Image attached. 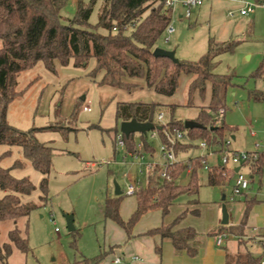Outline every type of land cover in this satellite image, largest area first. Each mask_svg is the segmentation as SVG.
I'll list each match as a JSON object with an SVG mask.
<instances>
[{
  "label": "rangeland",
  "instance_id": "374dc122",
  "mask_svg": "<svg viewBox=\"0 0 264 264\" xmlns=\"http://www.w3.org/2000/svg\"><path fill=\"white\" fill-rule=\"evenodd\" d=\"M77 1H68L62 11L64 18L72 19L76 15ZM249 1L257 3L263 0ZM102 3L103 0H98L91 18L93 25L98 22ZM241 6L234 0H205L202 7L193 10L189 20L180 19L182 9L177 8L172 15L176 33L171 37L169 44L165 43L164 34L158 40L156 48L175 51L177 59L182 62H197L208 52L210 39L221 44L236 45L233 52L225 53L217 59L215 68L218 75H234V86L229 89L226 100L225 125L237 130V140H232L230 133L226 134L225 139L231 140L230 149L233 151L242 147L244 148L240 151H246L248 147H254L255 151L257 144L261 148L264 146V101L250 98L252 92L264 95V74L257 76L258 73L264 72V7H259L251 16L241 17L240 14H235V17H230V12H239ZM184 30L186 34L180 41ZM94 67L95 60L90 62L87 69H78L72 64L62 67L57 63V73H53L43 62H39L18 78V91L21 94L9 107L10 125L23 131L56 125L63 131L41 130L36 135L41 143L56 149L49 178L48 199L42 201L40 184L43 177L25 160L23 150L20 147L0 146V166L4 169L11 168L12 175L18 179L30 178L35 191L27 199L40 206L30 216L29 253L23 254L14 249L9 264H75L84 258L92 259L104 252H108L104 264H114L117 257L128 255L131 251L136 253L135 249H132V242L128 241L126 232L104 217L107 199L115 196L114 182H117L124 192L120 210L122 219L128 220L136 209L135 196L128 197L125 192L132 178L141 171L138 166L140 161L124 158L125 151L118 148L114 131L120 126L116 117V104L125 95L130 94L113 93L98 87L88 78ZM188 84L189 77L183 75L178 91L169 103L177 107L173 116L165 109V121L171 120L172 117L184 123L196 119L199 114L198 107L208 104L209 96L206 94L205 99L199 95L194 97L195 106H186ZM133 86H136L137 90L141 89L140 82L139 85ZM133 95L145 101L156 98L154 93L151 94L147 90ZM78 103L81 104L80 112L72 119ZM85 106H90L91 111H85ZM211 115L216 117L214 113ZM94 124L107 131L92 129ZM252 131L258 133L257 139L252 138ZM148 142L154 151L146 153V163H162L160 140H152L149 136ZM199 143L198 140L195 145ZM211 150L218 151L219 148L214 146ZM7 151H11V154L5 155ZM208 153L206 150L195 149L190 153V157L207 155V167H213L221 161L220 153H214L212 156ZM18 161L24 162L25 166L14 167ZM89 162L97 163V167L87 166ZM242 171L249 174L246 167H243ZM188 179L189 176L185 173L181 183H186ZM199 184L201 217H188L184 221L185 225L192 226L199 234L197 257L177 254L168 241L162 243L158 238L141 237L143 241L139 243L141 248L147 249V254H150V250L155 254V243L156 247H162V256H157V259L162 260L163 264H222L226 249L233 251L239 246L238 242H242L241 249L246 251L259 245L255 240L254 228H250V233L245 234L244 238L238 237L230 241L229 238L235 237H231L227 230L219 229L218 233L227 234L228 238H225L223 247L217 246V240L212 235L223 220V208H226L230 222L234 225L244 217L245 202L241 198H237L235 202L231 201V183L223 187H210L206 168L200 171ZM257 184L253 185L252 189L257 190ZM3 196L4 193L0 189V198ZM224 196H227V199ZM186 199L187 196H182L180 201L176 202L170 218L187 210L186 206L182 208ZM251 213V220L256 229H264V202ZM68 215L74 217L75 232L68 230ZM161 225L162 216L157 211L144 216L133 233L144 234ZM10 228V223L0 226L1 243L8 242ZM147 264L155 263L147 260Z\"/></svg>",
  "mask_w": 264,
  "mask_h": 264
},
{
  "label": "trees",
  "instance_id": "16d2710c",
  "mask_svg": "<svg viewBox=\"0 0 264 264\" xmlns=\"http://www.w3.org/2000/svg\"><path fill=\"white\" fill-rule=\"evenodd\" d=\"M69 0H0V146L20 147L26 161L42 175L40 200L48 199L49 178L53 169V159L56 149L46 143H41L36 135L41 130L61 131L56 125L47 128L20 130L8 121L10 105L20 96L18 78L23 72L34 68L43 62L46 68L57 73L56 64L62 67L73 65L75 68L87 69L92 60L95 67L88 78L98 87H110L132 93L136 86L127 79L145 80L148 88L160 96L173 97L178 91L183 75L192 76L188 87L186 106L194 105V97L198 94L205 99L208 87H211L210 103L207 107H199V116L195 121L203 128L187 129L185 123L172 119L167 124L170 130L186 131L191 141L205 140L210 145L223 143L231 128L225 123L221 127L214 125L212 113L225 109L229 89L234 86V75H218L215 73L216 60L225 53L233 52L236 45L209 42L208 52L197 62H182L175 64L168 58L154 56L158 40L165 34L172 22V12L165 10L161 0H103L98 12V22L91 23L98 0H78L77 12L72 19L64 18L62 11ZM103 31V32H102ZM264 72L257 76H263ZM255 101L261 99L256 93H250ZM80 103L74 109L72 119L80 112ZM176 105L169 107L173 116ZM163 105L152 103H117V121L151 123L154 130L160 133L164 143H168L164 128L156 123ZM93 129L103 130L99 125ZM211 128H216L212 130ZM63 131V130H62ZM116 136L120 131L115 128ZM125 137L126 149L134 152L136 149V134ZM148 150V135H140ZM194 148L192 144L178 143L175 154L187 152ZM7 151L5 155H10ZM264 162V154L260 157L259 166ZM24 162L18 161L14 167L23 168ZM205 168L202 157H195L184 162H176L169 168L172 181L161 179V168L157 167L149 173L145 184L137 185V209L128 220L120 215L121 196L107 199L104 206V217L121 227L129 239L133 238V230L141 219L150 212L160 211L165 220L172 207L182 196L190 198V206L178 215L172 222L163 223L161 227L150 230L145 236H160L169 239L172 247L185 252L190 257H196L198 250L194 247L198 233L195 228H178L189 216L200 217L198 199L200 192L199 174ZM190 170L189 181L181 180ZM12 169L0 166V189L4 196L0 198V226L10 223L8 242L0 241V264H9L14 249L28 254L29 221L32 212L40 208L34 202L28 201L35 186L28 177L18 179L11 173ZM235 175V169L219 165L209 169L208 185L223 187L230 183ZM261 175V172H259ZM258 203L257 200L247 201L244 217L237 226H221L232 235L244 238L249 214ZM75 232V231H74ZM246 243V241H243ZM242 244V242H240ZM117 247V246H116ZM156 251L160 253V248ZM108 252L86 259L75 264H104ZM262 254L255 257L253 253L227 254V264H261Z\"/></svg>",
  "mask_w": 264,
  "mask_h": 264
},
{
  "label": "built area",
  "instance_id": "2783aa9c",
  "mask_svg": "<svg viewBox=\"0 0 264 264\" xmlns=\"http://www.w3.org/2000/svg\"><path fill=\"white\" fill-rule=\"evenodd\" d=\"M165 10H169L172 12V15L175 13L177 8L182 9L181 11V18L182 19H191L193 15V10L200 8L204 5L205 0H161ZM237 3H240L242 6L239 10V14L243 17L254 15L259 7H264V0L261 2H251L249 0H234ZM236 12H230V17H234ZM176 33V29L173 26L172 22L167 27L165 32V43L169 44L171 42V37ZM85 111H91L90 107H85ZM226 111L225 109H221L216 114L214 119V125L216 127H221L224 123ZM165 115L164 113H160L158 115V121L161 128H164V135L167 139V144L163 141L160 144V152L162 154V163H146V149L143 144H139L136 151L134 153H126L131 158L135 159L136 161H140V172L143 173H150L155 170L157 167H161L160 177L166 181H172L171 176L169 175V168L176 162H178L175 154V146L178 143L184 142L187 140V136L184 131L174 129L170 130L167 124L164 121ZM254 135V132H252ZM148 135V134H147ZM152 140H160V133L157 130H153L149 134ZM117 139V146L122 150H126V143L124 134L119 132L116 136ZM220 146V153H221V165L226 167H239L240 171L235 174L234 183L232 186L231 191V200H235L237 198H243L249 194L251 188L255 182L256 176H261L264 182V162L259 166L260 157L264 154L263 151H259V145H257V151L255 152H247V151H233L230 149L231 140H225L223 143H217ZM199 148L202 150L209 151L208 155L212 156L214 151L211 150L212 146L205 140H201L199 143ZM203 158V164L207 167L208 157L207 155L200 156ZM103 163V162H102ZM92 168L96 167L97 164L90 163L89 164ZM142 165V166H141ZM246 167L249 170V174L242 172V168ZM190 171V170H189ZM261 172V175H259ZM137 192V184L136 182H131L128 184L125 195L126 196H135ZM254 236L255 240L261 245L263 252H262V259L261 264H264V231L259 232L258 230L254 229ZM227 238V234H219L217 236V244L221 246ZM134 260H138L139 258L136 256L133 258ZM114 264H124V257H117L114 260Z\"/></svg>",
  "mask_w": 264,
  "mask_h": 264
},
{
  "label": "crops",
  "instance_id": "0c3cea01",
  "mask_svg": "<svg viewBox=\"0 0 264 264\" xmlns=\"http://www.w3.org/2000/svg\"><path fill=\"white\" fill-rule=\"evenodd\" d=\"M236 14H239L238 12H236ZM180 19H182L181 18V14H180ZM235 17V16H234ZM241 17H243V16H241ZM233 18V17H232ZM211 40V39H210ZM210 42V41H209ZM219 58V57H218ZM217 58V59H218ZM216 62H217V60H216ZM186 76V75H185ZM189 77V84H190V82L192 81V76H188ZM128 83H130V84H137V85H139V82H140V86H141V89L140 90H137V89H134L133 90V92L132 93H128V92H126V91H122V90H118V89H115V88H110V87H101L102 89H105V91H113V93H115V92H123V93H128V94H130V96H127V95H125L122 99H120L117 103H119V102H121V103H138V102H143V103H152V102H156V103H159V104H161V105H163L164 107H166V108H164V109H162L161 110V112L160 113H164V115H165V109H167L168 111H170V109H169V107L170 106H172L171 104H169L172 100H171V98L172 97H165V96H160V95H158V94H156L155 92H154V90L153 89H150V88H148L147 87V85H146V82H145V80H143V79H141V80H136V79H127L126 80ZM139 81V82H138ZM189 84H188V87H189ZM145 90H147L149 93H154L155 94V100H150V101H145L144 99H141L139 96H137V95H133L134 93H138L139 91L140 92H144ZM151 91V92H150ZM254 93H256L257 94V96L261 99L260 100V102H262V101H264V95L262 94V93H260V92H254ZM208 96H209V102H208V104L207 105H202V106H199V107H207L208 105H209V103H210V97H211V87L209 86L208 87V90H207V93H206ZM198 94H196L195 96H197ZM111 96H112V94H111ZM206 98V97H205ZM187 103V102H186ZM194 105H195V101H194ZM177 106V105H176ZM85 107H90V106H85ZM84 107V108H85ZM198 107V108H199ZM116 111H117V104H116ZM199 111H200V109H199ZM198 111V112H199ZM159 113V114H160ZM158 114V115H159ZM198 116H199V114H198ZM198 116H197V118L196 119H193V120H187V121H196L197 119H198ZM214 118H215V116H214ZM213 118V119H214ZM225 118H226V115H225ZM164 121H165V118H164ZM169 121L170 120H166L165 121V123L166 124H168L169 123ZM178 121V120H177ZM187 121H185V122H187ZM122 122H120V124H121ZM156 123H158V124H160L159 123V121H158V116H157V119H156ZM224 123H225V119H224ZM119 129H120V126H119ZM237 130H235V129H232L231 130V132H229L230 133V135H231V138H232V140H234V141H236L237 140V136H235V132H236ZM120 132V131H119ZM118 132V133H119ZM151 132V131H150ZM150 132H148L147 134H148V137H149V134H150ZM252 132H254V135L252 134V138H255V139H257L258 138V133L256 132V131H252ZM185 134H186V136H187V140L186 141H184V142H181L182 144H192L193 146H194V148H192L191 150H188L187 152H181V153H179V155H176V158H177V160H178V162H186V161H188L189 159H192V158H195V157H200V156H202V154L199 156V155H192L191 157H190V153L192 152V151H194L195 149H200L199 148V145H195V142L194 141H191L190 139H189V136H188V133L185 131ZM137 136L135 137L136 138V149H137V147H138V145L139 144H143L144 145V143L142 142V140H141V137H140V135L141 134H136ZM226 139H224V141H225ZM201 141V140H200ZM160 142H162V139H161V136H160ZM149 143V142H148ZM258 143V142H257ZM258 145V144H257ZM145 146V149H146V151L147 152H151L152 153V151H154V149H151V150H148L147 149V147H146V145H144ZM212 147H218L219 148V150L218 151H214V153H220L219 151H220V146L219 145H217V144H214V145H211ZM262 146V145H261ZM244 147H242L241 149H237V151H240V150H242ZM136 149H135V151H136ZM247 152H255V151H257V149L254 151V147H248L247 149H245ZM264 150V146L261 148L260 146H259V151H263ZM134 151V152H135ZM134 152H129L127 149L125 150V156H124V158L126 159V158H131L129 155H126V153H134ZM221 154V153H220ZM214 155V154H213ZM131 159H133V158H131ZM133 161H136L135 159H133ZM90 163H93V164H97V163H95V162H89L88 163V165L87 166H90L89 164ZM219 165H221V161L217 164V165H215V166H213V167H209V169L210 168H214V167H216V166H219ZM139 166V165H138ZM91 167V166H90ZM97 167V166H96ZM229 168H232V169H235V174L237 173L236 172V170L237 169H240L239 167H229ZM139 169H140V166H139ZM209 169H208V175H209ZM240 171V170H239ZM242 171V170H241ZM243 172V171H242ZM248 172H249V170H248ZM250 173V172H249ZM186 174L190 177V171L188 170L187 172H186ZM148 175H149V173H139L138 172V174H137V176L136 177H134V178H132V181L131 182H136V184L138 185L139 183H143V184H145L146 183V181H147V178H148ZM234 177H235V175L231 178V180H230V183L232 184V186H233V183H234ZM188 181H189V179H188ZM187 181V182H188ZM186 182V183H187ZM229 183V184H230ZM256 183H258L257 184V190H255V189H252L251 188V191L249 192V194L247 195V196H245V197H243V198H241L244 202H245V209H246V204H247V201L248 200H251V199H255V200H257L258 201V203L252 208V210H251V212H254L257 208H259L260 207V204L262 203V202H264L263 200H264V182H263V179H262V177L261 176H256V178H255V182H254V184L253 185H255ZM183 184H185V183H183ZM228 184V185H229ZM228 185H226V186H228ZM115 190V189H114ZM123 192V191H122ZM115 194V193H114ZM123 194H124V192H123ZM129 197V196H128ZM132 197V196H131ZM136 198V197H135ZM182 198V197H181ZM181 198H179L178 200H177V202L178 201H180V199ZM224 198L225 199H227V196H224ZM231 199V198H230ZM240 199V200H241ZM137 200V199H136ZM189 200H190V198L188 197V199H186L185 201H186V204H183L184 206H182V208L183 207H185V208H189L190 206L188 205V202H189ZM231 201H236V199L235 200H231ZM183 203H185V202H183ZM175 206H173L172 207V209H171V213H170V215L164 220L163 219V216H162V213L160 212V211H158L160 214H161V216H162V225H163V223L165 222V223H170V222H172L178 215H180L181 213H182V211L180 212V213H178V215H174V217L173 218H170L171 217V215H172V211H173V208H174ZM192 207V206H191ZM195 208H198L199 210H200V212H201V214H202V211H201V203H200V205L198 206V207H195ZM136 209H137V204H136ZM135 209V210H136ZM120 210H121V208H120ZM250 212V214H249V218H248V222H247V226H246V230H245V234H248V233H250V228H254V229H256L257 227L255 226V223H253V221L251 220V214L253 215V213H251ZM153 213H157V211H153V212H150V213H148L147 215H150V214H153ZM147 215H145V216H147ZM189 218H192V219H194V218H199V217H194V216H192V215H189L188 216ZM187 217V218H188ZM200 217H201V215H200ZM253 217V216H252ZM186 218V219H187ZM185 219V220H186ZM184 220V221H185ZM184 221L182 222V224L179 226V227H177V229L178 228H187V227H192V226H188V225H185V223H184ZM242 221V220H241ZM241 221L239 222V223H237V224H232L231 222H230V218H229V226H236V225H239L240 223H241ZM232 224V225H231ZM161 225V226H162ZM160 226V227H161ZM221 226H223L222 225V222L220 221V224H219V228H217V231H215V232H213V235L212 236H215V238H216V240H217V236L219 235V229H221ZM223 230H227V229H223ZM256 230H258V229H256ZM197 231V230H196ZM228 231V230H227ZM258 231H264V229H260V230H258ZM229 232V231H228ZM198 233V232H197ZM230 233V232H229ZM145 234V233H144ZM144 234H139V235H134V233H133V238L132 239H129L128 241H130V242H132V245H133V247H132V249H135V252L136 253H134L133 251H131L132 253H130V254H128V255H126V254H124L123 255V257H124V264H147V260L150 262V263H155V264H160V262H161V264H163L162 262V260L161 261H159L158 259H157V256H162L161 254H162V247H156V245H157V243H155V249H157V248H160V253H158L154 248V250H155V254L153 253V250H150V254H147V253H145L146 251H147V249L146 250H144L143 248H141V245H140V241H143V239L141 238V237H144L145 235ZM230 236L231 237H235V238H229V241L231 240V239H237L238 237H236V236H234V235H232L231 233H230ZM145 237H150V236H145ZM150 238H158L162 243L164 242V241H168V242H170L171 243V241L169 240V239H162L160 236H155V237H150ZM198 238H199V234H198V237H197V239H196V243L194 244V247L198 250V254H199V241H198ZM228 238V237H227ZM253 243H256L255 241H253ZM238 244H239V246H237L236 248H234V250L233 251H228L227 249H226V251H225V253L223 254V256H224V260H223V263L222 264H227V254H231L232 256H237L238 254H245V253H247V252H251V253H253V255L255 256V257H259L261 254H262V252H263V249H262V247H261V245L259 244H257L256 246H253L252 247V249H250V250H243V249H241V243L240 242H238ZM172 245V244H171ZM223 245H224V242H223V244L221 245V246H219L218 244H217V246H219V247H223ZM174 249V248H173ZM175 250V249H174ZM176 251V253L177 254H179V255H181V254H186L185 252H182V251H177V250H175ZM187 255V254H186ZM138 257L139 259L138 260H134L133 258L134 257ZM188 256V255H187ZM190 257V256H189ZM197 257V256H196ZM193 258V257H192ZM195 258V257H194ZM127 260V261H126Z\"/></svg>",
  "mask_w": 264,
  "mask_h": 264
},
{
  "label": "water",
  "instance_id": "95a60500",
  "mask_svg": "<svg viewBox=\"0 0 264 264\" xmlns=\"http://www.w3.org/2000/svg\"><path fill=\"white\" fill-rule=\"evenodd\" d=\"M186 34V31L184 30L180 36V41L183 40L184 36ZM154 56L156 57H164L168 58L171 61H173L175 64H179L180 60L176 57L175 51H167L160 48H156L154 50ZM185 127L187 129H194V128H203L202 125H200L197 122L194 121H187L185 122ZM155 129V126L151 123H139L136 120L130 121V122H122L120 124V132L124 134L126 137H129L132 134H143L146 135L148 132L153 131ZM212 130H215L216 128H211ZM240 169H237L236 172L238 173ZM114 189H115V196H121L123 195V192L121 190L120 185L117 182H114ZM67 226L69 232H74L76 230L74 226V217L68 215L67 217ZM223 226H229V215L227 213L226 208H223V220H222Z\"/></svg>",
  "mask_w": 264,
  "mask_h": 264
}]
</instances>
